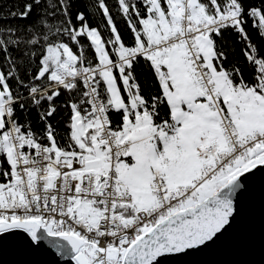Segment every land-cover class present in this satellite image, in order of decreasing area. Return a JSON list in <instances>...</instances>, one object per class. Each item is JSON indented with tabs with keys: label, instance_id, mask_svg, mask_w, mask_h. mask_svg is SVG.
I'll return each mask as SVG.
<instances>
[{
	"label": "snow or ice",
	"instance_id": "6c2138e0",
	"mask_svg": "<svg viewBox=\"0 0 264 264\" xmlns=\"http://www.w3.org/2000/svg\"><path fill=\"white\" fill-rule=\"evenodd\" d=\"M261 44L264 0H0V250L159 264L224 236L264 176Z\"/></svg>",
	"mask_w": 264,
	"mask_h": 264
},
{
	"label": "water",
	"instance_id": "95a60500",
	"mask_svg": "<svg viewBox=\"0 0 264 264\" xmlns=\"http://www.w3.org/2000/svg\"><path fill=\"white\" fill-rule=\"evenodd\" d=\"M251 192L233 228L214 243L184 255L161 258L159 264H264V176L251 178ZM0 264H71L46 244L37 250H0Z\"/></svg>",
	"mask_w": 264,
	"mask_h": 264
},
{
	"label": "trees",
	"instance_id": "16d2710c",
	"mask_svg": "<svg viewBox=\"0 0 264 264\" xmlns=\"http://www.w3.org/2000/svg\"><path fill=\"white\" fill-rule=\"evenodd\" d=\"M5 6L12 3V0H4ZM115 0H108L109 6H112L114 4ZM113 14L115 15V9H113ZM91 22L93 25L100 24V20L98 17H93ZM116 23L120 29L121 34L123 35L124 39L127 41L130 38V34L126 28V25L122 21V19L119 16H116ZM250 35H252L254 42H257L260 44L261 42L258 40L255 32H253L251 29ZM261 47H264V44H261ZM237 52L239 51V47L236 48ZM136 74L139 77L141 85L145 88V95H148L150 92L154 91L153 84H152V77L149 74L148 70L142 66H137ZM33 120H35V117L33 116ZM63 126L61 125L60 130L62 131Z\"/></svg>",
	"mask_w": 264,
	"mask_h": 264
}]
</instances>
